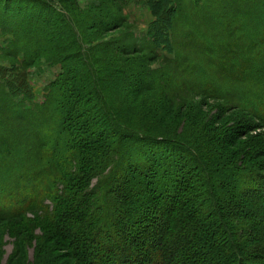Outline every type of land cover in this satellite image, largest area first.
Masks as SVG:
<instances>
[{"label":"trees","instance_id":"trees-1","mask_svg":"<svg viewBox=\"0 0 264 264\" xmlns=\"http://www.w3.org/2000/svg\"><path fill=\"white\" fill-rule=\"evenodd\" d=\"M145 2L142 48L131 35L95 43L123 29L118 11L103 24L78 0H1L36 10L0 19L21 65L71 68L32 112L26 73L0 72V170L18 162L0 184V232L36 242L34 264H264V137L241 135L247 117L264 130V0ZM28 222L47 235L34 239Z\"/></svg>","mask_w":264,"mask_h":264},{"label":"rangeland","instance_id":"rangeland-1","mask_svg":"<svg viewBox=\"0 0 264 264\" xmlns=\"http://www.w3.org/2000/svg\"><path fill=\"white\" fill-rule=\"evenodd\" d=\"M29 1L32 3V0H29ZM101 1L102 0H78V5L82 11H84L85 9L90 10L94 8L95 11L93 15L96 16V19L98 17L100 22H104L103 24L106 23L105 19L115 18V15H113L112 13L116 11H118V14L122 15V19L125 21V23H124L123 29H121L120 31H116L111 34H108L102 39L95 41V43L100 44L104 41L105 42L106 41L107 42L118 41L120 40V37L122 38L124 37V39L128 40V37L131 35L134 37V39L133 41H129L128 43L136 44L143 48L142 46L143 40L147 39L146 37L147 33L149 31L151 23L153 22L152 16L150 14L148 7L146 6L145 0H125L124 6L121 8L119 6H115L114 2H110V1H108L106 8H102V7L100 8V6H103ZM55 2L54 4L57 5V3ZM31 3L20 5V7H18L17 9H14L17 6H19L18 2L14 1L13 5H11V7H14V8L7 9L5 6H3L0 0V9L3 10V15L0 14V19L2 18L1 16L11 15L12 12L16 13L17 10H18V13L26 12L27 14H29L30 11L36 12V10L32 9ZM230 4L233 5V3H230ZM97 6L99 7L98 11L96 9ZM226 8L229 9V5ZM231 8L232 6H230V9ZM6 13H9V14H6ZM229 13H232V10ZM12 15L10 16V18L16 17L18 14L15 16H12ZM17 17L18 19L22 21L25 20L24 19L25 17H21V16H17ZM0 23H1V20H0ZM46 29L48 30V28ZM109 29H113V27H110ZM36 32L37 30L34 32V34ZM47 32L50 33L49 36L53 40L55 41L57 40V38L54 35V31L49 30ZM5 33H6L5 29L3 30V27H1V24H0V72L1 70L3 71V69L9 70L10 72L6 73L5 76H9V74L15 75V74L21 73L22 71L25 72L28 78V86L32 92V97H33L30 102L26 101L24 103L25 110L27 111L29 110L31 112L41 111L38 108L42 106L44 103V98H45L44 95H46L45 93L46 86H48L50 83H52L55 80V76L57 74L62 73L63 71V70L61 71L62 67L66 66V68L67 67L71 68V65H69V63H65V65H61L60 67L57 66L55 68H51L47 64H45L44 58L38 61L39 64H37L38 62H36L35 65L31 67L25 66V64L21 65L20 63L23 62V60L24 62L28 60L26 54L24 53L25 50L22 49V51L17 53V48L15 45V42L13 41V38L10 35L5 34ZM33 38H34L33 43H35V41L39 44L43 43L42 41L43 38H40L39 35H37V37L33 36ZM95 43H92L89 46L93 47V44ZM20 48L21 47L19 46L18 49ZM163 56H166V54H163ZM168 58H171V57L169 56ZM10 65H13V67L15 66L17 70L13 72ZM72 67L76 68L74 65H72ZM162 67H167V66L162 61L159 60V62H157L155 65H153L150 68H153L154 70V69H160ZM0 83L2 86L3 81L0 80ZM223 90L225 91V93L233 94L232 90L230 91L228 88H225ZM259 91L257 90V94L258 95L262 94V93H259ZM2 92H3V89L0 88V99L2 98ZM21 99L22 98H16L14 99V102L19 103ZM194 102L197 104V107H199L200 110H203V112H205L206 114L210 113L211 115L214 114V112H212L213 107L218 106V103H215L214 101L207 99L202 95L198 96L194 100ZM223 104L224 103L219 104V106ZM230 105H231V102L227 103L228 107H230ZM231 116L232 117L239 116V113H233ZM226 118H229V117H226ZM230 119L231 118H229V120ZM233 121L234 120H232V122ZM245 122H247L248 124H251L252 126L250 128L247 126L246 128L242 129V132H243V133L241 132L242 133L241 134L242 143L248 142L249 140H252L255 138L260 139L264 137V130L260 129L261 126L257 123V121H255L251 117H247L245 118ZM0 123L3 125V119H1ZM222 123L224 124V121ZM22 124L24 126H27L25 125V123H22ZM27 132L25 135V138L27 139V141L33 142L34 140H36L35 137H37L38 132H33L32 135H28ZM40 136L44 138L47 137L48 130L42 129ZM15 147H16V151L18 152V154H21L19 162H21V160L25 161V157L27 153V151H25L26 146L19 145ZM16 163L18 162L14 161L12 163L10 162L9 164L11 165L13 171H9L8 169L6 171H3V169L0 170V184L8 183V178L13 177V175L15 174V167H16L15 164ZM27 220H32L30 215L27 216ZM26 227L27 228L25 229V231H32V234H33L32 236L34 239H39V237L47 235L46 234L47 232L46 233L44 232L47 229L43 230L42 227H37V224L34 222L32 223L28 222L26 224ZM25 238L26 237L24 233L21 234L20 238H17L15 237L14 233H8V231L3 233V228H2V231L0 232V264H15V261H18V260L23 261L22 264H34V262L36 261L35 248L37 244L34 241H31V243L30 242L26 243L24 241ZM16 245H20V248H21L20 253L18 254L19 255L18 257L15 256Z\"/></svg>","mask_w":264,"mask_h":264}]
</instances>
